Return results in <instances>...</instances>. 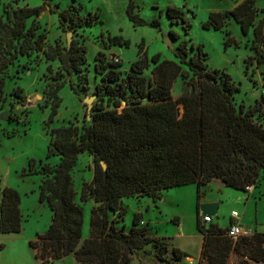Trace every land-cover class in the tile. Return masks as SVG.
<instances>
[{"label":"trees","instance_id":"trees-1","mask_svg":"<svg viewBox=\"0 0 264 264\" xmlns=\"http://www.w3.org/2000/svg\"><path fill=\"white\" fill-rule=\"evenodd\" d=\"M257 2L244 0L232 10L212 12L204 28L221 31L235 22L243 37H248L252 31L254 38L246 47L254 54L245 60L246 69L263 68L264 76V20L257 22L264 9H259ZM135 9L134 0H129L126 13L134 27L161 30L159 19L165 15L172 25H181L185 31L192 29L181 9L159 10V19L152 21L142 18ZM40 11V8H19L12 12L9 23L0 22V72L19 54L31 56L44 51L48 61H60L58 77L61 71L81 74L88 61L85 45L72 40L70 47L67 42V47L62 48L58 42L45 51L44 35L36 38L35 29L27 28L26 21ZM59 18L64 32L74 35L90 27L98 15L90 13L85 17L78 8L70 6L59 13ZM171 35L174 40L180 39L175 32ZM226 37V47L239 46L230 32ZM112 41L116 46H129V42L119 36ZM191 49L195 50L194 45ZM174 55L178 61L162 60L160 54L149 60L140 48V58L131 65L126 78L121 77L119 69L123 63L115 61L117 56L110 54L107 59L102 52L96 55L95 71L102 77L97 91L113 109L107 110L103 104L94 108V116L82 129L74 124L53 129L48 157H59L60 163L53 167L41 161L42 167L37 170L31 161L25 171L28 175L44 177L39 202L46 203L53 213L47 231L30 242V247L36 251V260L50 264L73 255L76 264H132L133 256L152 244L156 251L154 264H180L189 254L179 248H173L170 253L167 238L150 235L148 226L141 225V213L134 215L129 231L126 225L118 228L117 224L124 222L127 214V208L120 202L134 197L157 202L167 190L196 185L197 228L205 237L199 264H229L233 253L239 256L235 264L264 263V233L234 240L228 236L230 226L204 225L199 215L200 200L208 186L248 192V187L261 181L264 105L257 101L247 109L244 104L237 106L235 96L240 92L239 85L226 71L209 68L208 54L202 46L191 54L188 42L183 40ZM151 65L148 79L144 72ZM180 78L186 90L174 99L173 88ZM65 85V82L57 83L55 94ZM4 87L5 81L0 77V105L6 101ZM22 93L21 88L15 90L20 99ZM58 108L59 103H56L51 119L58 114ZM84 153L93 157L95 172L92 182L83 185L81 198L99 205L91 212L90 236L82 243L84 211L76 200L72 170ZM102 163L107 164V170ZM20 206L18 191L5 187L0 204V235L22 231ZM110 213L115 215L113 219Z\"/></svg>","mask_w":264,"mask_h":264},{"label":"rangeland","instance_id":"rangeland-1","mask_svg":"<svg viewBox=\"0 0 264 264\" xmlns=\"http://www.w3.org/2000/svg\"><path fill=\"white\" fill-rule=\"evenodd\" d=\"M128 1L0 0L2 23H9L12 12L19 8L41 9L38 15L26 21V25L27 28L35 29L36 38L44 35L45 51L49 47H55L58 42L62 48L67 47L68 33L64 32L60 25V12L75 6L82 16L88 17L90 13L98 15L90 27L73 35V40L78 45H85L88 51V61L83 65L81 74L75 72L69 75L66 71H61V76L58 77L60 61H48L44 51L35 52L31 56L19 54L8 68L0 72V77L5 81L6 98L4 104L0 105V115L5 113L7 117L6 121L0 120V204L5 187L17 190L21 197L20 207L23 216L20 233L0 235V264H43L36 260V251L30 247V242L36 240L37 235L47 231L53 213L46 203L39 202V190L44 177L39 174L28 175L25 171L29 169L31 161H34L37 170L42 167L41 161L53 167L60 163L59 157H48V146L54 139L51 131L70 124L80 129L88 125L90 120L86 99L93 100L92 110L101 104L107 110L113 109L107 105V99L102 98V93L97 91V85L102 83V77L95 71V57L99 52L104 53L107 59H110V54L117 56L123 63L119 69L121 77L126 78L131 65L140 58V48L142 52L147 53L149 60L160 54L162 60L178 61L174 52L185 40L191 54L202 46L208 54L209 68L226 71L237 82L240 88V92L235 96L237 106L244 104L247 109L254 106L257 101L264 105L263 68L252 66L247 71L245 64V60L254 54L246 47V43L248 41L251 43L254 38L253 32L251 31L248 37H243L239 25L235 22H231L221 31L204 28L212 12L232 10L244 0H134L135 12L147 21L159 19V10L165 11L169 7L181 9L191 22L192 29L189 31H185L181 25H172L165 15L159 19L162 23L161 30L149 26L134 27L126 13ZM156 7L158 9H155ZM257 7L264 9V0H258ZM261 20H264V13L259 14L257 22ZM171 32L177 33L180 39L174 40ZM227 32L231 33L239 46H225ZM118 36L127 40L129 46L113 45V38ZM167 38H170L173 50L166 44ZM192 45L195 50L191 49ZM152 67L153 65L144 72L148 79L151 78ZM59 82H65L66 85L55 94L54 89ZM18 88L23 90L22 99L15 94ZM185 90V82L181 78L178 79L172 92L174 99L182 96ZM56 103H59L58 114L51 119L52 108ZM122 106L124 107L125 103ZM94 114L93 110L91 117ZM261 122H264V119ZM94 172L93 157L88 153L81 154L76 167L72 170V177L77 191V203L84 211L82 243L90 236L91 212L99 205L93 200L83 201L81 198L83 185L92 182ZM203 193L200 203L206 193L208 197L222 203L220 211L213 217V221L221 227L229 224L231 211L236 210L241 214L246 213L247 226L264 233V181L254 192L210 185ZM196 196L194 186H186L163 192L161 200L157 202L139 197L123 199L120 205L127 208V214L124 222L117 226L121 228L122 225H126L129 231L133 225L134 215L141 213L143 215L141 225L148 226L150 235L157 233L165 238H173L178 230L188 234L197 227ZM250 201L252 203H249ZM114 217L115 215L110 213V218ZM178 219L185 223L181 229L177 226ZM184 249L190 252L195 261L182 260L181 264H196L199 257L198 249L195 246ZM155 254L153 245H148L133 256L132 264H154ZM237 261L239 256L233 253L229 264H235ZM50 264H76V260L71 255Z\"/></svg>","mask_w":264,"mask_h":264},{"label":"crops","instance_id":"crops-1","mask_svg":"<svg viewBox=\"0 0 264 264\" xmlns=\"http://www.w3.org/2000/svg\"><path fill=\"white\" fill-rule=\"evenodd\" d=\"M263 181H264V171L262 173L261 181L258 183V185L254 186V188L251 190V192H254L255 189H257L262 184ZM187 186H194V190H195V192L197 194V186L196 185H187ZM182 187H186V186H182ZM177 188H181V187H177ZM261 201H262V199H261ZM196 203H198V199H197ZM203 203H218L219 204L218 211H220L221 206H222V203L220 201H217V199H215L213 197L212 198L208 197V193H206V195H205L204 199L201 201L200 205L203 204ZM249 203H252V201H250ZM199 213H200L199 214L200 217H202L201 212H199ZM234 213L238 214L237 218L233 217ZM175 219H177V217ZM197 219H198V214H197ZM178 222L179 223H177V226L180 229H181V227L183 228L184 224H185L184 221H181V220L178 219ZM213 223L217 224L214 221H213ZM232 223H237V224L241 225L242 229L245 232H247L248 235H253L255 233H260L256 228L254 230L249 225L247 226L248 223L246 221V213L241 214V213H239L236 210H232L231 211V217H230V220H229V224L226 227H221L220 224H218V226L221 227V228H227V227L231 226ZM154 236H157L159 238H165V237H163V235H159L157 233H155ZM166 241L169 243L170 253L172 252L173 248H179L183 252L189 254L190 257L186 258L184 260L195 261L194 258L192 257V255H190V252L187 251L186 249H184V247L189 248L190 246H195L198 249V252H199V254H198L199 257L197 259V263L196 264L200 263L202 250H203V246H204V242H205V237H204L203 234H201L199 232L197 227H196L195 231L189 232L188 234L185 233L184 231L178 230L176 232V234H174L173 238H167ZM173 241H174V243H173ZM180 264H181V262H180Z\"/></svg>","mask_w":264,"mask_h":264},{"label":"water","instance_id":"water-1","mask_svg":"<svg viewBox=\"0 0 264 264\" xmlns=\"http://www.w3.org/2000/svg\"><path fill=\"white\" fill-rule=\"evenodd\" d=\"M72 40H73V35L71 33H69L67 35L68 47L71 46ZM166 44L169 46V48L171 50L174 49L173 46H172L170 38L166 39ZM85 104H87V106H88V120H90L91 119L92 107H93V100L92 99H86L85 100ZM0 120L1 121H6L7 120V117H6L5 113L0 115ZM102 165H103L104 170H107V164L106 163H102ZM218 207H219L218 203H203V204L200 205V212H201V214H203V216L214 217L217 214V212H218Z\"/></svg>","mask_w":264,"mask_h":264},{"label":"built area","instance_id":"built-area-1","mask_svg":"<svg viewBox=\"0 0 264 264\" xmlns=\"http://www.w3.org/2000/svg\"><path fill=\"white\" fill-rule=\"evenodd\" d=\"M115 61H118V58H115ZM254 188V186L252 187H248L247 190L248 192ZM233 217L234 218H237L238 217V214L237 213H234L233 214ZM201 223L204 224V225H209L211 223H213V218L210 217V216H202L201 217ZM247 232H245L241 225L237 224V223H234L230 226L229 228V231H228V236L233 238L234 240H237L240 236H247Z\"/></svg>","mask_w":264,"mask_h":264},{"label":"bare ground","instance_id":"bare-ground-1","mask_svg":"<svg viewBox=\"0 0 264 264\" xmlns=\"http://www.w3.org/2000/svg\"><path fill=\"white\" fill-rule=\"evenodd\" d=\"M189 262H192V261H189Z\"/></svg>","mask_w":264,"mask_h":264}]
</instances>
